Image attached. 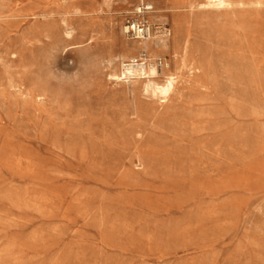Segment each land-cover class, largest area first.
Wrapping results in <instances>:
<instances>
[{"label": "rangeland", "instance_id": "obj_1", "mask_svg": "<svg viewBox=\"0 0 264 264\" xmlns=\"http://www.w3.org/2000/svg\"><path fill=\"white\" fill-rule=\"evenodd\" d=\"M0 264H264V0H0Z\"/></svg>", "mask_w": 264, "mask_h": 264}, {"label": "built area", "instance_id": "obj_2", "mask_svg": "<svg viewBox=\"0 0 264 264\" xmlns=\"http://www.w3.org/2000/svg\"><path fill=\"white\" fill-rule=\"evenodd\" d=\"M150 9V7L145 6L143 11H148ZM127 33H132L136 39H144L150 35V28L145 22L141 24L135 23L131 25L130 29H127Z\"/></svg>", "mask_w": 264, "mask_h": 264}]
</instances>
